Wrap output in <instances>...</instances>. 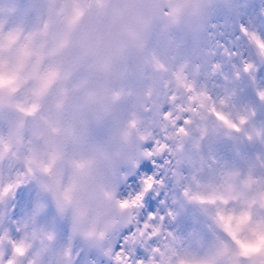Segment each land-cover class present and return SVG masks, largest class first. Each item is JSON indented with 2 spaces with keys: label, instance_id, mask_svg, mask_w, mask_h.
<instances>
[{
  "label": "clouds",
  "instance_id": "clouds-1",
  "mask_svg": "<svg viewBox=\"0 0 264 264\" xmlns=\"http://www.w3.org/2000/svg\"><path fill=\"white\" fill-rule=\"evenodd\" d=\"M177 2L181 10L175 15L169 0H157L159 9L148 15L137 41L109 29L106 22L98 23L105 44L77 64L73 58L78 49L60 58V78L39 97L33 96L39 81L28 75L30 67L12 92L0 81V111L14 117L11 124L0 121L5 138L0 152L5 164L11 157L15 167L31 177L24 186L26 207L36 200L44 205L28 230L54 229L61 245L87 252L96 264H110L103 252L157 209L161 215L169 210L178 213L172 227L181 236L182 252L170 258L171 264L181 259L230 264L224 250L214 247L208 218L201 212L204 206L185 196V191L200 193L225 162L232 163L227 153L230 141L212 134L214 118L186 110L196 102L176 82L174 71L183 65L187 80L204 84L213 96L221 91L213 83L223 81L219 76L208 78L207 66L225 60L216 43L226 44L220 33L227 35L229 26L235 27V14L227 6L235 0H212L200 12L191 0ZM211 51L216 55L210 56ZM105 57L108 64L102 66ZM49 63L42 61L39 71ZM180 127L184 132L178 131ZM201 127L210 134L202 136ZM148 176L163 181L158 195L156 185L142 183ZM72 185L71 200L60 211L57 201ZM137 195L142 199L137 201ZM194 230L199 239L189 235ZM39 245V238L32 242L36 249ZM18 259L30 264L28 256ZM53 259L49 256L44 264H53Z\"/></svg>",
  "mask_w": 264,
  "mask_h": 264
},
{
  "label": "snow or ice",
  "instance_id": "snow-or-ice-1",
  "mask_svg": "<svg viewBox=\"0 0 264 264\" xmlns=\"http://www.w3.org/2000/svg\"><path fill=\"white\" fill-rule=\"evenodd\" d=\"M227 6L235 14L236 35L226 44L217 41L216 47L225 60L210 62L206 73L208 78L219 76L223 84L213 83V87L221 91L213 96L204 84L197 86L187 80L183 65L175 69L174 76L196 102L186 110H197L214 118L217 125L212 134L230 141L242 162H225L219 175L203 185L200 193L185 191V196L204 206L201 212L208 218L214 247L217 251L224 250L230 264H264V73L261 72L264 69V0H235ZM205 7L210 5L196 4L195 10L200 12ZM169 8L175 15L181 10L177 0H169ZM158 9L157 0H6L0 5V13H6L0 15V81L9 85L8 91L12 92L15 90L12 86L20 82L22 73L30 67L28 75L39 81L33 96L39 97L52 81L60 78V58L78 49L73 58V64H77L105 44L98 23L106 22L109 29L137 41L148 15ZM240 44L250 50L249 54L237 47ZM209 55L216 53L211 51ZM44 60L50 63L40 72ZM101 64L107 66L108 58H102ZM155 66L159 68L160 64ZM63 75L66 78L67 73ZM13 119L11 113L0 111V121L11 124ZM178 131L182 133L184 128ZM200 132L202 136L210 134L206 127H201ZM4 144L5 138L0 135V145ZM244 145L259 148L251 156H243L240 148ZM143 171L150 173L152 168ZM30 179L25 171L15 167L11 157L5 164L4 154L0 152V264H24L18 257L26 256L30 257V264H44L49 256L54 258L53 264H96V259L87 252L61 245L54 229L28 230L44 209L40 200L26 207L23 193ZM142 183L146 187L156 185L158 195L163 181L148 176ZM74 190L75 185L64 190L63 200L57 201L60 211L71 200ZM140 199L142 195H137L136 200ZM177 214L169 210L161 215L158 209L147 212L143 222L134 223V231L117 238L115 247H109L103 255L109 257L110 264H171L170 258L182 252L181 236L172 227ZM219 232L224 236L218 235ZM189 235L199 239L195 230ZM37 238L38 249L32 246ZM69 256L71 259H67ZM179 264L198 262L181 259Z\"/></svg>",
  "mask_w": 264,
  "mask_h": 264
},
{
  "label": "rangeland",
  "instance_id": "rangeland-1",
  "mask_svg": "<svg viewBox=\"0 0 264 264\" xmlns=\"http://www.w3.org/2000/svg\"><path fill=\"white\" fill-rule=\"evenodd\" d=\"M191 2L194 4H200L199 0H191ZM211 2H212V0H206L205 4L207 6H209L211 4ZM5 3H6V0H0V5H3ZM205 9H207V7ZM0 15H6V13H0ZM235 23H236V20H235ZM221 33L223 34L222 36H224L225 40L228 41L231 37H234L236 35L235 27L233 28V27L229 26L227 35H225L223 32H221ZM221 33H220V35H221ZM240 47H243L244 53L246 54L247 48L244 45H241ZM257 147L258 146L244 145L240 148V151H241L243 156H251L253 153L256 152ZM227 153H228L232 163H241L242 162V160L235 155V151L231 146H229L227 148Z\"/></svg>",
  "mask_w": 264,
  "mask_h": 264
}]
</instances>
